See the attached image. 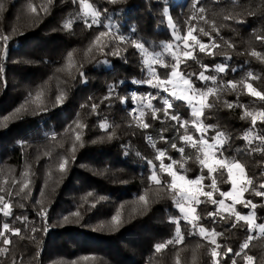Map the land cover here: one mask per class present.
Instances as JSON below:
<instances>
[{
    "label": "trees",
    "instance_id": "16d2710c",
    "mask_svg": "<svg viewBox=\"0 0 264 264\" xmlns=\"http://www.w3.org/2000/svg\"><path fill=\"white\" fill-rule=\"evenodd\" d=\"M94 2L98 7L108 9L110 19L102 18L104 24L116 25L120 34L130 40L142 41L156 51L160 50L161 42L172 39L171 31L162 16V9L169 8L170 15L182 34L186 31L184 21L192 12V0H123L115 5L107 4L105 0ZM251 2L253 0H237V5L234 6L232 0H218V3L201 0V5L209 9V19H216L218 25H229L221 28V36L224 40L235 43L236 48L233 50L224 46L217 50L216 57L201 54L199 60L209 65L226 63L228 71L219 74V78L224 81H239L247 73H255L260 79L252 81L253 85L264 90V63L239 54L249 49L248 41L252 39L254 29L264 30V16H246L243 24H237L234 21H223L222 16L213 15L233 7L239 11ZM29 3L38 9L36 14L28 9ZM45 3L46 0H8L6 10L0 14V35L10 36L7 57L2 61L4 73L0 79V119L14 113L25 104L29 93L34 94L42 87L45 88L48 109L35 114L34 106L29 104L28 111L10 119L7 127H0V182L9 181L8 185H3L9 187L13 179L22 180L21 174L26 169H30L31 173L28 177L31 184L27 190L30 193L27 198H11L15 205L13 217L0 214V225L7 222L13 227L21 228L25 237L23 240L17 236L12 237L13 253L17 259L22 258L24 264H55L57 261H62L63 264H174L176 253L179 252L181 264H193V249L201 244L202 247L196 250L197 264H211L207 255V242L202 241L199 235H189L190 227L183 221V244L170 245L162 255L154 256L153 246L156 243L173 238L175 225L169 218L178 217L179 212L169 198L158 199L153 195L155 186L149 184L150 167L147 160L154 158L155 151L144 139V133L127 126L130 119L128 110L134 106L130 95H155L158 92L144 83H134L145 80L139 54L130 45H125L122 47H127V51H122L121 56L97 55L100 63L87 62L84 51L98 33L105 29L100 25L87 28L83 22L76 21L71 31L61 30L62 22L78 11V5H73L71 0H53L45 14L39 11ZM201 38L208 41L207 37ZM219 42L223 43V40ZM3 47V41H0V49ZM251 47L264 51V45L254 41ZM69 52H73L78 63H83L86 82L80 79L75 69L72 74L77 77L76 80H72L66 72L57 71L65 65ZM220 52L228 53L232 59L225 60ZM105 59L107 63H103ZM200 70V65L195 61L187 62L185 71L198 73ZM158 71L161 75L165 73L163 68H158ZM208 74L217 75L215 72ZM57 77L60 87L67 92V98L60 106H55ZM196 83L198 87L202 86L199 81ZM109 85L115 86L116 96L127 97V103L121 104L115 98L105 101L100 105L99 116L90 115V107L81 108L86 103L89 106L93 102L100 103L107 94ZM89 97L93 99L90 101ZM223 98L237 100L236 94L225 95ZM239 102L254 107L264 106L246 94L239 96ZM153 103L157 107L161 106L159 100ZM176 110L184 118H189L188 109L182 102H176ZM240 114L239 108H221L206 122L219 124L232 134L224 155L240 158L247 164L249 174L255 175L259 171L257 161L264 157L259 154L248 156L237 151L244 147V142L238 137L247 127V122L240 119ZM105 117L119 127L116 129L115 139L100 142V138L105 137L106 133L98 125ZM78 118L87 127L83 131L82 144L76 142L73 159L70 149L74 133L66 129L74 127V121ZM152 123L158 130L160 125L156 121ZM149 131L155 135L153 130ZM53 135L55 140L52 139ZM158 147L164 148L167 145L160 142ZM169 151L179 159L178 153ZM45 152L50 155H44ZM137 152L140 153L139 156ZM62 158L69 161L64 174L57 170ZM158 163L156 162L157 165ZM189 168V177L194 178L199 174L195 164L190 163ZM229 188L230 184L226 182L220 184L222 191H228ZM88 192L94 195L89 198V204H84V197ZM145 193H148L152 201L147 210L142 208L138 200ZM245 196L258 205L264 203V198L249 193H245ZM100 197L104 199L101 200ZM91 203L96 206L91 207ZM21 204L24 206L20 207ZM210 207L202 205L199 211L203 214ZM237 207L245 214L250 211L239 205ZM41 208L46 211L43 218L37 214ZM77 210L82 216L79 222L73 217V222L62 223L63 217ZM255 211L258 222L264 223V207H258ZM117 212L120 213L122 223L116 230H110L108 225ZM15 217H27V225ZM203 223L207 228L223 230L222 225H213L209 220H204ZM33 227L38 231L32 232ZM245 238L243 229H234L226 233L220 242L239 250ZM252 243L251 254H264V248L260 247L264 244V239L257 238ZM85 257L88 259H84ZM228 264H231L230 259Z\"/></svg>",
    "mask_w": 264,
    "mask_h": 264
},
{
    "label": "snow or ice",
    "instance_id": "6c2138e0",
    "mask_svg": "<svg viewBox=\"0 0 264 264\" xmlns=\"http://www.w3.org/2000/svg\"><path fill=\"white\" fill-rule=\"evenodd\" d=\"M7 2L8 0H0V14L6 10ZM105 2L115 5L122 3L123 0H105ZM213 2L218 3V0H213ZM232 2L234 6L237 5V0H232ZM52 3L53 0H46L39 11L47 14ZM71 3L78 5V11L70 14V17L62 22L61 30L71 31L76 21L83 22L87 28L100 25L105 29L98 33L84 51V58L87 62L100 63L101 61L97 60V55L121 56L122 51H127V47L122 46L130 45L139 54L141 70L147 74L146 80L134 81V83H146L151 88L158 90L155 95L133 93L131 101L134 106L127 113L130 118L127 126L144 133V139L155 151L154 158L147 160L150 167L149 184L155 186L153 195L158 199L169 198L179 212L178 217L169 218L170 222L175 225L173 238L156 243L153 246L154 256L162 255L170 245L183 244L185 239L181 227V221H183L190 227L189 235H199L202 241L207 242V255L211 264H228L229 259L231 264H241V262L242 264H264V254H251L252 242L257 238L264 239V223L258 222L255 211L258 207H264V203L258 205L245 196V193H249L255 197L264 198V159L257 161L259 171L255 175H250L248 166L243 160L236 156L229 158L224 155L226 146L232 140V134L222 129L219 124L206 122L215 111L221 108L227 110L239 108L241 110L240 119L247 122V127L238 137L244 142V147L238 148L237 151L248 156L259 154L264 157V106L254 107L239 102V96L246 94L264 105V90L258 89L252 83V81L259 80L260 77L249 72L239 81H224L219 78V74L228 71L226 63L209 65L199 60L201 54L216 57L217 50L224 46L233 50L236 48L235 43L224 40L221 36V28L229 25L223 23L218 25L216 19H209V9L201 5V0H192V12L184 21L186 31L185 34H182L181 29L170 15L169 8L164 7L162 16L171 31L172 39L169 42H161L160 50L156 51L146 46L142 41L130 40L120 34L116 25L104 24L102 18H109L108 9L98 7L94 0H71ZM28 9L33 14L38 12L32 3L28 4ZM213 15L222 16L223 21L243 24L246 16H264V0H253L239 11L233 7L227 11L213 13ZM15 32L14 28L13 33ZM251 35L252 39L248 41L249 49L239 54L247 55L264 63V51L251 47L253 41L264 45V30L254 29ZM201 37H207L208 41L205 42ZM9 40V35H0V41H3L4 44V47L0 49V79L4 73L2 61L7 57ZM220 40H223V43H220ZM220 55H223L225 60L232 59L231 55L226 52H220ZM166 57L170 59H166ZM188 61L198 63L201 70L198 73L185 71ZM107 62V59L103 61V63ZM83 67V63L76 61L73 52H69L65 65L57 71L66 72L72 80H76L77 77L72 74V70L75 69L80 79L86 82ZM158 68H163L165 73L161 75ZM210 72H215L217 75L208 74ZM57 80L55 106H60L67 98V92L60 87L58 77ZM197 81L200 82L201 87L197 86ZM160 93L165 95H160ZM231 94H236V101L223 98L225 95ZM114 98L119 99L121 104L127 103L128 100L127 97L116 96L115 86L109 85L107 94L100 103L93 102L90 106L86 103L81 105V108L90 107L89 114L99 116L100 105ZM92 99L89 97L90 101ZM156 100H159L160 107L153 103ZM177 101L187 107L189 118H184L176 110ZM29 104L34 106L35 114L48 110L44 87L38 89L34 94L29 93L24 105L17 108L10 116L0 119V127H7L10 119L17 118L28 111ZM152 121H156L160 125L158 130L154 128ZM98 126L106 133L105 137L100 138V142L104 139L112 141L116 138V129L119 125H113L105 117L100 120ZM86 127L87 124L78 118L74 121V127L69 126V129H66V131L74 133L73 146L70 149L73 159L75 158L76 142L82 144L83 131ZM149 130H153L155 135ZM209 133L214 134L209 135ZM52 139H56L55 135ZM160 142H163L167 147H158ZM60 146L63 147V144ZM169 150L178 153L179 159L171 155ZM44 155H50V153L45 152ZM137 155L139 156L140 153L137 152ZM156 162H159L158 165ZM68 163L67 158H62L57 170L61 174L66 173ZM190 163L195 164L199 170V174L194 178L187 175L190 171ZM30 174V169H26L21 174L22 180L13 179L9 187L3 186L8 185L9 181L0 182V214L4 217H13L14 215L15 205L11 198L22 196L26 199L30 194L27 191L31 184V180L28 178ZM225 182L231 185L228 191L220 189V184ZM17 188L18 190H16ZM93 195L92 192H88L84 197V204H89V198ZM99 199L103 200L104 197ZM138 200L144 210H147L152 203L148 193L140 195ZM202 205L211 207L202 214L199 211ZM238 205L244 209H250V211L245 214L238 209ZM23 206V204L20 205V207ZM90 206L95 207L96 205L91 203ZM135 211L134 208L133 212ZM37 214L43 218L46 216V211L41 208ZM73 217L76 218V222L82 219L80 211L77 210L63 217L62 223L73 222L71 219ZM15 219L27 225V217H15ZM204 220L211 221L213 225H222L223 230H217L216 227H205ZM121 223L120 213L117 212L111 218L108 227L110 230H116ZM234 229H243L246 233V238L240 244L239 250L220 242L226 233ZM31 231L36 232L38 229L33 227ZM13 236L25 239L21 228L13 227L7 222L0 225V264H24L23 259H17L13 253ZM201 247V244H197L193 249V264H197L196 250ZM260 247L264 248V244H261ZM38 256L39 252L36 254L37 258ZM84 259H88V257ZM55 264H63V262L57 261ZM174 264H181L179 252L176 253Z\"/></svg>",
    "mask_w": 264,
    "mask_h": 264
},
{
    "label": "rangeland",
    "instance_id": "374dc122",
    "mask_svg": "<svg viewBox=\"0 0 264 264\" xmlns=\"http://www.w3.org/2000/svg\"><path fill=\"white\" fill-rule=\"evenodd\" d=\"M147 79V74L145 73V80ZM144 85H146V86H149V85H147L146 83H144ZM150 87V86H149ZM132 95V94H131ZM131 95H130V97H131ZM230 187H231V185H230ZM230 189V188H229ZM178 211V210H177Z\"/></svg>",
    "mask_w": 264,
    "mask_h": 264
}]
</instances>
